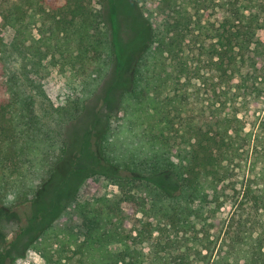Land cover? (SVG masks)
<instances>
[{
    "label": "trees",
    "instance_id": "trees-1",
    "mask_svg": "<svg viewBox=\"0 0 264 264\" xmlns=\"http://www.w3.org/2000/svg\"><path fill=\"white\" fill-rule=\"evenodd\" d=\"M131 1L162 20L126 75L115 0L108 18L87 0H0V264L27 250L44 264H264V0ZM43 62L76 76L64 103L32 77ZM74 141L115 190L75 194L37 229ZM226 192L220 228L210 207Z\"/></svg>",
    "mask_w": 264,
    "mask_h": 264
},
{
    "label": "rangeland",
    "instance_id": "rangeland-1",
    "mask_svg": "<svg viewBox=\"0 0 264 264\" xmlns=\"http://www.w3.org/2000/svg\"><path fill=\"white\" fill-rule=\"evenodd\" d=\"M87 1L93 9L104 13L105 18L110 17L112 6L109 0ZM114 5V29L119 61L122 63V70L128 75L132 71V58L141 53L150 43L152 30L160 24L162 18L156 13V3L152 1H148L143 6H138L131 0H115ZM258 11L260 12V10ZM2 31L7 40L10 41L13 30L3 27ZM259 38L264 41V33L261 32ZM262 68L264 75V65ZM32 77L40 82L46 93L58 103L65 102L77 81L76 76L69 69L53 67L49 62H43L39 65L37 72ZM236 83V81L233 82L234 85ZM241 115L246 123V131L256 133L263 116L261 110L250 108L243 110ZM99 138L98 135H94L92 138V146L90 147L92 153ZM74 142L69 154L60 162L54 175L36 198V209L40 213L39 222L36 223L37 229L45 227L48 222L53 220L73 195L77 194L83 199H88L96 194H111V191L115 190L111 185L99 182L97 177H92V172L89 169L77 164L83 145L82 142ZM225 195H221L219 201L210 207L215 211L214 219L220 228L227 224L236 207L235 196H229L227 192ZM6 229L7 237L11 240L14 227L7 226ZM9 261L13 264H44L42 258L33 250H27L22 258L9 259Z\"/></svg>",
    "mask_w": 264,
    "mask_h": 264
}]
</instances>
